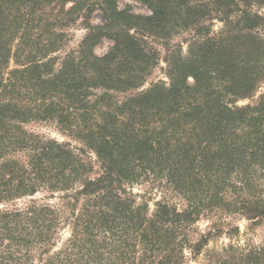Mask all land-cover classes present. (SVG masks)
<instances>
[{"label": "trees", "instance_id": "16d2710c", "mask_svg": "<svg viewBox=\"0 0 264 264\" xmlns=\"http://www.w3.org/2000/svg\"><path fill=\"white\" fill-rule=\"evenodd\" d=\"M136 1L150 14L117 0H0V264H264V241L238 242L228 221L264 224V93L252 99L264 16L250 11L264 0ZM78 20L86 32L60 58ZM187 30L167 81L142 89L157 55L141 36ZM42 122L81 146L24 128Z\"/></svg>", "mask_w": 264, "mask_h": 264}, {"label": "rangeland", "instance_id": "374dc122", "mask_svg": "<svg viewBox=\"0 0 264 264\" xmlns=\"http://www.w3.org/2000/svg\"><path fill=\"white\" fill-rule=\"evenodd\" d=\"M117 6L119 9L127 8L130 12L137 15H149V10L139 3L136 0H117ZM250 11L257 12L258 14L264 16V9L253 6ZM82 20H78L75 24L71 25L65 30L66 33V42L64 44L63 51L58 55L60 58L64 56L69 50L76 49L80 41L82 40L86 30L84 26L81 24ZM103 22L102 17L99 12H94L90 17V23L92 25H101ZM222 28L221 23L217 20H213L211 31L218 32ZM264 35V31H259ZM193 31H181L178 34L173 35L168 39H159L157 37H153L151 35H143L141 36L144 39L147 47L152 48L153 51L157 55V65L152 71L151 76L147 79V82L144 84L142 89H146L151 82L156 81H167L166 78V59L168 55L175 51L176 49L181 52L182 55H186L187 46L192 41ZM111 46V42L108 40H102L95 48L94 54L101 56L105 54ZM264 93V81L261 83L257 93L252 98L255 100L259 94ZM120 100L126 96V94H118L116 95ZM251 100H244L237 102L238 105H244L250 103ZM27 131L37 133L40 135H44L49 138L57 139L58 141L69 142L70 145L75 147H80L81 144L75 139H70L69 137L63 136L60 134L52 125H48L47 123H29L24 126ZM150 190L148 185L143 184L140 186H133L132 193L134 195L142 194L144 191ZM152 191V190H151ZM151 198L149 200L150 209L153 208L154 199H158V195L155 191L150 193ZM173 204L177 205L178 208L183 206V201L181 197L178 195H173L170 200ZM228 221L232 222L234 225L238 226L240 229L239 237L235 238L240 243H245L247 239L252 243H261L264 241V224L255 226L249 229L250 223L242 219L240 217H236L235 219L228 218ZM209 221L207 219L201 218L194 226L197 228L199 232L204 231L207 228ZM67 233V232H66ZM196 237L195 234H191L190 239H194ZM228 239L225 236L217 239L215 242L209 243V249L220 247L221 244L227 243Z\"/></svg>", "mask_w": 264, "mask_h": 264}]
</instances>
